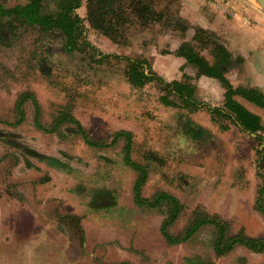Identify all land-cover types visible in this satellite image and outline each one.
Here are the masks:
<instances>
[{"label":"rangeland","instance_id":"1","mask_svg":"<svg viewBox=\"0 0 264 264\" xmlns=\"http://www.w3.org/2000/svg\"><path fill=\"white\" fill-rule=\"evenodd\" d=\"M25 1L0 0L5 6ZM224 2L230 5V16L245 19L252 38L257 34L264 40L263 13L254 0ZM42 3L48 11L55 8L56 0ZM122 3L113 1L118 9ZM86 5L87 0H82L77 9L84 20L85 37L103 53L116 50L119 55L145 58L153 66L157 52L165 51L158 49L159 44L172 47L185 37V31L179 29L187 24L180 16V0H159L154 8L164 12L163 20L147 24L137 18L129 20L120 28L117 42L90 26ZM13 23L15 28L10 29L0 18V263L12 259L11 264H19L23 255H33V261H39L50 248L57 255L58 248L65 246L77 252L78 238L84 232L83 255H90L89 264L100 253L106 256L105 261L119 264L125 259L135 264H264V252L241 244L216 255V228L211 224L200 226L178 244H168L158 236L167 206L149 210L131 205V187L139 172L124 162L125 135L112 141L119 130L131 133L129 154L147 171L143 196L163 190L183 204L169 228L171 234L182 235L193 213L201 210L228 223L227 236L242 230L257 237L264 234V216L253 207L256 189L264 183V130L255 138L234 121L211 115L204 106L192 111L169 94L177 106H165L159 97L166 92L155 82L143 88L129 84L126 60L109 56L96 61L98 56L86 46L70 57L49 33ZM208 38L204 36V40ZM218 41L221 39L213 32V42ZM196 46L205 54L212 49L204 42H196ZM232 61L240 64L239 54L232 56ZM180 72V81L195 86V77L186 76L183 67L176 74ZM22 92L32 93L37 100L36 123L29 100L23 105L22 116L17 114L14 106ZM195 97L198 102L215 105L213 93L197 92L195 87ZM252 109L264 120V109ZM68 112L96 146L86 144L69 122L46 130L59 113ZM208 118L218 126L227 123L233 130L217 142L219 147L213 148L217 153L204 160L203 154L187 153L186 137L188 130L198 131V125L191 122L202 123ZM30 153L56 157L64 167L50 166ZM98 191L106 193L101 199L111 205L92 206ZM68 214L81 218V231ZM21 252L26 254H18ZM110 255L119 258L112 261Z\"/></svg>","mask_w":264,"mask_h":264},{"label":"trees","instance_id":"2","mask_svg":"<svg viewBox=\"0 0 264 264\" xmlns=\"http://www.w3.org/2000/svg\"><path fill=\"white\" fill-rule=\"evenodd\" d=\"M113 1L87 0L86 7L90 26L115 42L119 39L120 28L129 22V20L137 18L145 24L149 22H161L163 20L164 12L154 8L159 0H123L119 9L113 5ZM81 3L82 0H56L55 8L45 11L42 0H26L23 4L17 3L12 6H5L0 2V18H4L7 26H10V29L15 28L13 22H16L20 26H32L44 33H49L53 38L58 39L62 43L64 52L70 57L79 54L83 50L82 48L86 46L94 51L95 56H98L96 61H100L102 58L109 56L126 60L127 67L125 72L128 82L132 87L141 88L146 83L155 82L161 90L166 92L159 97L161 103L167 106L176 105L175 101H172L168 97L167 94H169L184 102V105L192 111L197 110L200 106H204L210 114L217 113L225 118L231 119L243 130L249 134L254 133L255 138H259V131L264 130L259 115L245 108L234 97L235 95H240L249 102L259 107H264V93L253 87H234L226 79L224 74L232 66L233 61L231 54L222 44L213 42L214 50L212 52L214 62L212 64L205 60L189 42H182L176 50L178 55L183 56L187 62L197 69L198 74L214 78L225 89L224 104L220 108L211 107L203 101L198 102L193 95L194 88L191 83L180 80H165L151 69V64L145 58H132L117 53H103L99 51L85 37L84 20L77 13V9L81 6ZM205 33L204 30L197 28L195 36L198 37L199 34ZM27 98L32 99L36 107V112H38L37 101L28 92L21 93L18 96V100H16L18 111L20 113L22 112L20 106ZM61 122L72 123L75 126L74 131L81 135L86 144L96 146L97 143L90 139L81 123L69 112L59 113L49 130H54ZM121 135H125L126 137L124 160L139 172L134 185V194L137 202L141 205L154 206L165 201L168 205V213L160 229L169 244L179 243L185 238L187 239L200 226L211 224L216 228L217 238L213 246L216 255L226 254L237 244H241L254 252H264V235L260 237H249L243 232H238L233 236H227L228 224L217 215L210 216L201 210L193 213V217L183 237L172 235L168 231V226L176 219L182 208V204L175 196L164 191L155 193L152 200L141 197L140 189L146 181L147 171L143 165L136 163L130 157L129 152L132 141L130 132L119 130L113 134L112 141H115ZM255 208L264 214V186L256 198ZM225 237L228 238L225 239Z\"/></svg>","mask_w":264,"mask_h":264},{"label":"crops","instance_id":"3","mask_svg":"<svg viewBox=\"0 0 264 264\" xmlns=\"http://www.w3.org/2000/svg\"><path fill=\"white\" fill-rule=\"evenodd\" d=\"M191 1L193 2L192 4H191ZM191 1L190 0H180V11H179L180 16H181V18L185 19V22L187 24H182L179 29L185 31V37H183V39H180V41L172 47H170V46L167 47L165 45L159 44L158 49L165 48V51L163 53L161 52V50L159 52H157L156 58L153 59L154 63H153V66L151 65V69L154 72H156L159 76H161L162 78H166V79L171 78V80H174V79L180 80L182 78V72H180L179 75H177L176 72H178L179 69L181 67H183V72L186 74V76L195 77L194 81H193L195 84V86L193 85L194 97H195V87H196L197 92L202 91V92L208 93V94L213 93V98H215V100H216L213 103L215 105H213V106L210 104H208V105H210L211 107L218 106V107L222 108L223 104H224V88L214 78L206 76V75L198 74L197 69L192 64L187 62V60L183 56H180L176 53V50L178 49L179 45L182 42H189L193 46V48L205 60H207L210 64H212L214 62V56H213V52H212L213 51V32H215L217 34V36L221 39V42L218 41V43L222 44L225 47V49H227L231 53V55L233 57L235 56V54H239V56L241 57L240 64H237V65L232 64V66L230 68H228V70L225 72L224 75H225L226 79L234 87H237V86L253 87V88L259 89L261 92L264 93V40L261 39L260 37H258L257 34L253 35V38H252V36L248 30L249 28L246 25L245 19L244 18L240 19L239 15H237V14H235L234 16L233 15L230 16L231 14L230 15L228 14L230 12L227 11V9L230 5L226 6L227 3L224 2V0H191ZM230 1H232V0H230ZM233 1L238 2V0H233ZM240 1H241L240 4H242V1L244 3L247 0H245V1L240 0ZM191 5H193V7H191ZM218 8H219V10H218ZM262 13H263V11H262ZM189 14H190V16L192 15L191 19L189 17ZM261 18H262V22L264 24V13L261 15ZM178 24H181V23L177 22V25ZM189 24L194 25L193 26L194 28L192 29ZM197 28L204 30L206 33L205 34H199L198 37H196L195 33H196ZM186 29H187V32H186ZM204 36L209 37L208 40H204ZM196 42L197 43L204 42L206 44H209V47H212L211 52L210 53L207 52V54H205L204 51H199V49L196 46ZM172 44H174V43H171L168 45H172ZM111 52L112 53H118V51H116V50H113ZM168 81H170V80H168ZM146 84H148V83H146ZM203 84L204 85L206 84L208 87H204L205 89H202ZM143 87H141V88H143ZM214 90L217 91V95L221 94V97L220 96L217 97V95L215 96L214 93H216V92ZM22 93H25V92H22ZM28 93H30V92H28ZM34 98H35V96H34ZM234 98L240 104H242L245 108H248L249 110H251L252 108H257V109H261V110L264 109V108H261L259 106H256L255 104L249 102L245 98L240 97L239 95H236ZM28 100L33 104V106L35 108L34 109L35 110V120L34 121L36 123V115L38 112H36V107H35L34 103L32 102L31 98H27L21 104V106H20V109L22 110L21 113L18 111V108L16 105L17 101L15 102L14 107L17 111V114H19V116H22V114L24 113L23 105ZM219 100H221V101H219ZM161 104H163V103H161ZM37 105H38V103H37ZM163 105H165V104H163ZM165 106H167V105H165ZM175 106H177V105H175ZM252 110H253V112H255V109H252ZM207 111H208V109H207ZM258 115L260 116V113H258ZM210 119L211 118H208L207 120H203L202 123H195V122L192 123L191 122V124L198 125V127H197L198 131L196 133H194L193 130L191 129V130H188V133L186 132L188 134L186 137V139L188 140V146H187L188 152L187 153H190L193 155H197V154L202 155L203 154L204 156H202V158H204V160H207L208 157H211L213 155V153H217L216 151L213 150V148H215V146H217V142L218 141L222 142L223 140L221 138H228V136H227L228 132H231V130H233L231 125H229L227 123H225L224 125L218 126V124L214 120L212 121ZM261 120H263V115H261ZM263 122H264V120H263ZM38 126L45 128L41 125H38ZM218 128H220L221 130ZM49 129H46V130H49ZM49 131H52V130H49ZM243 131H245V130H243ZM251 135L255 136L254 133H251ZM217 147H219V146H217ZM223 151H224V149H223ZM30 154L41 159V160L43 159L42 161L47 162L50 166H54V167H58V168L64 167V164L56 157L46 156V155H42L39 153H30ZM124 157H125V153H124ZM200 160H202V159H200ZM204 160H202V161H204ZM124 162H125V164H127L125 160H124ZM128 166L130 168H132L130 165H128ZM132 169L135 170L134 168H132ZM136 180H137V177H136V179L133 182L132 187H131V205H133L135 207H139V208L149 209V210L154 209V208L158 209L161 206L166 205L167 210H166V214H165L164 218L161 221V224H162V222L164 221V219L166 218L167 213H168L167 203L165 201H163V202H160L159 204L154 205V206H150V205H146V204H143V205L139 204L137 202V199L135 198V194H134V185L136 183ZM143 185L141 186V189H140L141 197L143 199L152 200L153 196L158 191L154 192L152 194V196H150V197H145L142 195ZM263 186H264V183H263V185H259V187L256 189V192H255L256 196H255L254 203H253L254 208H255L256 198H257V196H258V194L261 191ZM103 190H106V189H103ZM159 191H163V190H159ZM164 192H166V191H164ZM167 193H169V192H167ZM104 196L106 197V193L104 191H98L97 194L93 197V200H91L93 202V203H91L92 206L94 207V206L98 205V207H101V205H103L104 207H108L109 205H111V204H109V202H111V201H109L108 204L106 205L105 199H101V197H104ZM234 200H236V199H234ZM234 200H232L231 203L232 202L236 203V201H238V200H236V201H234ZM231 203L227 202V205L230 206ZM182 209H183V204H182V208L179 211L178 215L180 214ZM255 210H257V209L255 208ZM258 212H260V211H258ZM178 215H177V217H178ZM208 215H210V214H208ZM215 215H217V214H215ZM210 216H213V215H210ZM263 216H264V214H263ZM67 218L70 219V221L75 225L77 230L79 229L81 231V229H83L82 224L80 222L81 218L74 216L73 214H68ZM174 221L172 222V224L174 223ZM161 224L159 226L158 236L165 239V237L162 234L161 229H160ZM170 226H168V231H169ZM186 228H185L184 233L182 235H174V236L183 237L185 235ZM228 228H229V225H228ZM58 232H60V231H58ZM239 232H243V231L240 230ZM82 234L83 235H82L81 239H80V237L78 238L79 247L76 249L77 252H74L71 250L72 248L65 246V247L58 248L59 254L57 255L54 252L52 253L51 248H50V249H48L47 252L42 251V252H45V256L42 257L41 260L38 261V260L34 259V261H33V255L32 256L31 255H29V256L23 255L21 257L22 260L18 259L19 264H39L40 261H43L44 262L43 264H89V259L91 258L90 255L86 254L87 256H85V257L83 255L84 250H85L83 248V244H84L83 236L85 235V233L82 232ZM263 235H261V236H263ZM246 236H249V235H246ZM249 237H256V236H249ZM257 237H260V236H257ZM184 240H186V238ZM184 240H182V241H184ZM165 241H166V239H165ZM179 243H181V242H179ZM176 244H178V243H176ZM214 253H215V251H214ZM18 254H26V253L21 252ZM118 258H115L113 255L109 256V259L112 261L117 260ZM11 260L12 259H10L9 261L7 260L6 262H4V260H2L0 264H11V262H10ZM84 260H86V263H84ZM94 260H95V262H93L92 264H119V263H116V261H114V262L105 261L106 256L104 255V253H100V255H98L97 259L94 258ZM133 262L131 261V259H125L124 262L120 263V264H135Z\"/></svg>","mask_w":264,"mask_h":264},{"label":"water","instance_id":"4","mask_svg":"<svg viewBox=\"0 0 264 264\" xmlns=\"http://www.w3.org/2000/svg\"><path fill=\"white\" fill-rule=\"evenodd\" d=\"M257 6L263 11L264 13V0H254Z\"/></svg>","mask_w":264,"mask_h":264}]
</instances>
